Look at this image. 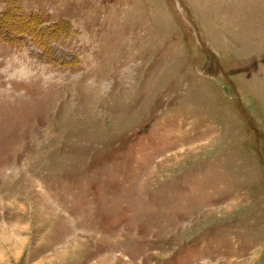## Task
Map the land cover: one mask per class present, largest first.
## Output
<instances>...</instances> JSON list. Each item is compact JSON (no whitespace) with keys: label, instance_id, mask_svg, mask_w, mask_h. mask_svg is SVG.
Listing matches in <instances>:
<instances>
[{"label":"rangeland","instance_id":"1","mask_svg":"<svg viewBox=\"0 0 264 264\" xmlns=\"http://www.w3.org/2000/svg\"><path fill=\"white\" fill-rule=\"evenodd\" d=\"M0 32V264H264V0H0Z\"/></svg>","mask_w":264,"mask_h":264},{"label":"trees","instance_id":"2","mask_svg":"<svg viewBox=\"0 0 264 264\" xmlns=\"http://www.w3.org/2000/svg\"><path fill=\"white\" fill-rule=\"evenodd\" d=\"M34 23V22H33ZM3 25V24H2ZM17 28H20L21 30H19V32H18V35L21 33V32H23V31H27V25H25V24H17ZM0 34H1V32H0ZM15 34H17L16 32H15ZM2 35V34H1Z\"/></svg>","mask_w":264,"mask_h":264}]
</instances>
